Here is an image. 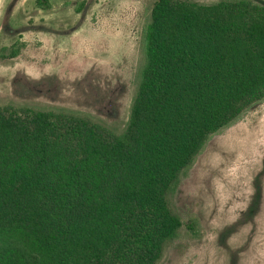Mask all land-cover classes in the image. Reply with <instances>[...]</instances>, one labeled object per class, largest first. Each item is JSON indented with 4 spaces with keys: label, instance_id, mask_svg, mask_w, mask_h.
Segmentation results:
<instances>
[{
    "label": "trees",
    "instance_id": "1",
    "mask_svg": "<svg viewBox=\"0 0 264 264\" xmlns=\"http://www.w3.org/2000/svg\"><path fill=\"white\" fill-rule=\"evenodd\" d=\"M140 46L122 134L0 107V264H159L179 238L168 196L212 136L264 102V0H156Z\"/></svg>",
    "mask_w": 264,
    "mask_h": 264
},
{
    "label": "rangeland",
    "instance_id": "2",
    "mask_svg": "<svg viewBox=\"0 0 264 264\" xmlns=\"http://www.w3.org/2000/svg\"><path fill=\"white\" fill-rule=\"evenodd\" d=\"M37 1L0 0V107L74 113L122 134L156 0ZM168 202L184 226L159 264H264V102L210 138Z\"/></svg>",
    "mask_w": 264,
    "mask_h": 264
}]
</instances>
